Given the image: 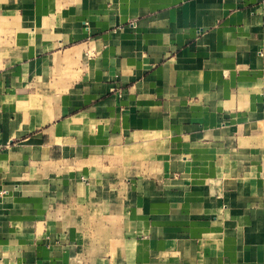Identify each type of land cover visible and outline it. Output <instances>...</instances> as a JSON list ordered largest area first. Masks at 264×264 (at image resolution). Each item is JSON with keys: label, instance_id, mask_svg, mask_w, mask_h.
I'll return each mask as SVG.
<instances>
[{"label": "crops", "instance_id": "crops-1", "mask_svg": "<svg viewBox=\"0 0 264 264\" xmlns=\"http://www.w3.org/2000/svg\"><path fill=\"white\" fill-rule=\"evenodd\" d=\"M0 264H264V0H0Z\"/></svg>", "mask_w": 264, "mask_h": 264}]
</instances>
